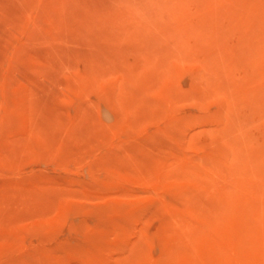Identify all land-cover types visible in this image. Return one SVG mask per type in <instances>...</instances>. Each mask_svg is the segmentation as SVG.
<instances>
[{"label":"rangeland","instance_id":"1","mask_svg":"<svg viewBox=\"0 0 264 264\" xmlns=\"http://www.w3.org/2000/svg\"><path fill=\"white\" fill-rule=\"evenodd\" d=\"M0 264H264V0H0Z\"/></svg>","mask_w":264,"mask_h":264}]
</instances>
